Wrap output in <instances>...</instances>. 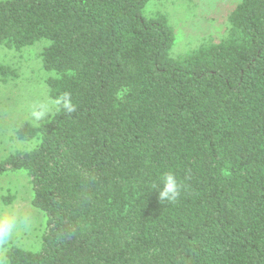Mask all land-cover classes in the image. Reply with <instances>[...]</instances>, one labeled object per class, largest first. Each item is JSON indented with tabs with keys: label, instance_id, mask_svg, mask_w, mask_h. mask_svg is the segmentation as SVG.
<instances>
[{
	"label": "trees",
	"instance_id": "obj_1",
	"mask_svg": "<svg viewBox=\"0 0 264 264\" xmlns=\"http://www.w3.org/2000/svg\"><path fill=\"white\" fill-rule=\"evenodd\" d=\"M151 1L0 0V47L39 45L50 98L76 106L14 131L0 176L27 172L45 223L37 250L0 244V264H264V0L183 58ZM169 171L174 203L157 193Z\"/></svg>",
	"mask_w": 264,
	"mask_h": 264
},
{
	"label": "rangeland",
	"instance_id": "obj_2",
	"mask_svg": "<svg viewBox=\"0 0 264 264\" xmlns=\"http://www.w3.org/2000/svg\"><path fill=\"white\" fill-rule=\"evenodd\" d=\"M242 0H153L145 9L146 18H165L173 29L175 42L173 58H183L196 49L226 37L229 18ZM39 45L22 51H8L0 47V64L20 63L18 79L6 83L0 76V162L22 146L14 140L16 127L25 121H36L33 111L41 106L51 107L54 101L45 83L46 76L39 59ZM52 111L48 113L52 114ZM44 117L47 118L45 115ZM36 119V120H35ZM40 120V119H39ZM26 171H12L0 176V195L4 189L16 193L12 205L0 203V214L5 210L17 213L18 227L7 242L21 248L38 249L44 228L43 214L31 205L32 192ZM0 243V244H8Z\"/></svg>",
	"mask_w": 264,
	"mask_h": 264
},
{
	"label": "clouds",
	"instance_id": "obj_3",
	"mask_svg": "<svg viewBox=\"0 0 264 264\" xmlns=\"http://www.w3.org/2000/svg\"><path fill=\"white\" fill-rule=\"evenodd\" d=\"M63 111L72 113L76 111V106L72 102L71 93L65 92L58 97L54 104L49 106H41L33 111L32 115L37 120L42 119L49 111ZM182 185L178 177L172 171L162 174V179L157 186V193L160 202L174 203L181 196ZM18 227L17 213L14 210H5L0 214V243H5L12 236L13 232Z\"/></svg>",
	"mask_w": 264,
	"mask_h": 264
}]
</instances>
